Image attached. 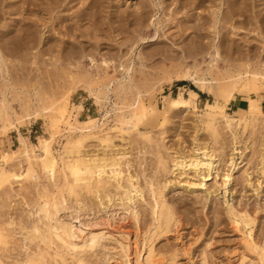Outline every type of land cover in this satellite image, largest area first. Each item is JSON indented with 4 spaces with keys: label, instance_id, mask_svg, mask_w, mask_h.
<instances>
[{
    "label": "rangeland",
    "instance_id": "1",
    "mask_svg": "<svg viewBox=\"0 0 264 264\" xmlns=\"http://www.w3.org/2000/svg\"><path fill=\"white\" fill-rule=\"evenodd\" d=\"M34 1L38 2L37 6L43 8L52 5L51 14L46 13L47 16L39 11L30 14V10L23 14L21 12L20 14L5 13V11L0 14V40L3 39V32H6L8 25H12L14 29L15 27L20 28V23L32 25L34 29L36 27V30H39L38 39L41 37L42 41L47 42V35L53 38L45 45L42 42L30 49H17L13 55L6 51L12 60L6 65V72L0 70V153L20 148L21 153L19 152L20 154L9 159L2 166L10 174L24 172L26 163L22 161V158L26 151H29L33 146L36 154L39 153V138H50L51 134L57 131L58 134H55L52 147L58 159V170L55 182H51L42 174L41 168L36 164L39 178L6 183L5 186L8 188L5 187L4 191L3 188L2 191L0 190V223L5 222L9 215H12L16 221L21 219L27 221L26 211L28 208L23 204V198L34 199L38 194L36 192L49 189L56 191L57 186L55 187L53 183L62 184L63 162L61 157L64 144L68 137L80 133L67 129L69 122L77 124L76 117L79 120H88L89 116L95 118L97 126L92 129L93 132L105 134L108 128L116 123V118L124 111L136 107L138 101L147 106L156 105L163 110L166 105V96L177 97L181 89H184L188 96V91L194 89L199 93L196 100L197 108L191 107L187 111L183 107L181 110H171L167 114L153 117L154 121L149 122L150 124H140L139 129L150 131L157 140L165 138L164 142L172 153L187 155L195 152L198 156L203 157L204 149H199L197 140L202 145L210 140L206 137L207 133L201 134L200 115L205 109L206 101L209 100L211 103L218 101L225 106L224 111L229 115H234V111L238 107L241 106L245 109L249 105L248 99L243 97L248 93L239 92L241 78L237 75V67L244 64L247 59H250L248 63L252 69H257L259 64L264 63V0L257 1L256 6L258 5L259 9L256 12L250 8L249 15L241 24L242 26H239L242 29L236 35L231 33L226 35L238 45L242 53L241 56L226 57L225 63H219L216 67L211 64L209 56L204 58L200 56L198 60L189 61L194 75L206 77L207 80L213 82L214 94L207 93L208 90H201L192 81H178L177 75L181 69L173 67V64H177L178 61L170 62L165 59L170 54L179 52L181 55L182 48H185L186 43L192 39L195 40L194 31L190 27L186 30L187 26L191 24L187 20L190 14L186 9L176 15L178 19L171 18L168 13H162L161 20L167 26L161 32L158 44L151 41L155 35L157 24L151 25L149 28H139L132 21L134 15L142 14L136 12L137 7L142 2L147 4L149 0H63L61 5L60 3L52 4L47 0ZM193 1L198 3V0ZM228 1L230 0H208L205 4H199L196 10L190 11L195 15V18L192 19L197 24L205 23L204 33L208 32L210 36H216L212 33L211 28L212 11L223 6L222 11L225 12ZM252 2L249 1L251 7ZM261 3L262 6H260ZM30 7L33 8V4ZM6 9L7 7L4 10ZM200 17H202L201 20ZM157 18L158 15L155 17V23H157ZM21 19L22 22H20ZM145 23L146 25L150 24V20L147 19ZM186 23L189 24L186 26ZM210 36L208 37L210 38ZM138 37H145L148 42L140 43L135 47ZM133 49H135L136 55L131 56L130 53ZM139 52L145 57L143 61L137 57ZM90 57L94 58V63ZM105 57L116 61V63H112L109 68L104 66ZM121 63L126 66L131 65L130 75L121 70L119 67ZM114 68L116 69L114 70ZM227 68H230L231 72L228 73ZM242 69L244 72L248 68L244 66ZM107 84H111L108 96L102 90ZM230 94L235 95V99L229 103L227 96ZM249 97L259 100L261 110L264 111V98L260 100L256 94H250ZM222 120L223 118L219 116L218 126L223 134L220 146L224 148L222 149L223 154L222 151L218 153L220 158L216 159L210 179L206 181L210 189L214 187L217 189L214 188L213 195L208 194V189L198 190V195L193 191L194 188H174V182L181 181L178 174H169L166 178L163 177V181L170 184L167 190L168 198L173 199L179 206L181 223L179 229H174L175 232L170 234V240L168 242L163 240L162 244L178 247V264H201L202 254L205 250L208 253L207 264H241L239 260L242 261L244 249L247 250L241 231L244 229V225L240 226V230H236L228 212L230 206L236 207V210L240 209L238 210L240 213H245L247 210V213L254 215L253 219L256 220V223L247 227L246 231L253 228L255 241L259 240L260 244L261 241H264V175L260 172L258 164V155L263 149L259 143L264 139V120L252 124L251 127H253L248 128L250 130H246L247 133L243 132L241 128L236 130L238 143L235 151L231 146V130ZM56 122L57 125L54 124ZM162 130H165V135H160ZM112 134L115 141L108 149L115 152L125 149L126 157L123 161L130 160L129 166H123L126 170L125 173L138 175V179L134 180L140 185V191H134V194L139 197L135 195L133 205L140 213L148 214L150 212V206L148 207L150 204H148V200H151L149 199L150 194L147 193L148 190H142L141 187H145L146 177H150L152 172V162L155 159L154 148L147 147L145 149L146 143L136 133L131 135L129 142L121 139L120 133L117 131H113ZM22 139L25 140L24 143ZM85 147L87 150H101L102 145L92 139L87 141ZM230 157H233L235 164V176L225 189L220 187V184L223 174L231 167ZM248 177L250 181L247 183L245 179ZM241 181L245 183H238ZM213 185L214 187H212ZM68 203L69 201L66 204ZM119 209V207H112L108 209L107 213L108 215L117 213ZM120 211L108 224H112L116 228L122 226L124 228L122 230H125L128 225L127 229L129 228L128 230L132 233L133 244L136 236L138 238L137 234L143 235L145 232L142 231L147 230L150 214L149 218L147 214H141L143 219L140 217L141 221L136 223L134 220L130 221L131 217L127 218L129 215H126L125 218L123 211ZM71 213L70 209H63L60 211V216L67 219L70 218ZM99 213L97 214L99 215ZM100 214L105 217V213L101 212ZM91 216L93 217V215ZM256 216L257 219H255ZM76 225L80 226L79 221L76 222ZM96 229H100V226H96ZM177 232L180 233V238L176 237ZM114 234L118 236L116 231ZM15 236L19 243L18 237L20 236ZM21 243L19 244L22 246L14 244L21 248L14 246L19 250L11 252L10 256L22 257L25 248H22L24 245L23 242ZM241 249L243 250L241 251ZM239 250L241 252H238ZM90 253L84 255L92 264H123V262L114 259L104 261L100 256H93Z\"/></svg>",
    "mask_w": 264,
    "mask_h": 264
},
{
    "label": "bare ground",
    "instance_id": "2",
    "mask_svg": "<svg viewBox=\"0 0 264 264\" xmlns=\"http://www.w3.org/2000/svg\"><path fill=\"white\" fill-rule=\"evenodd\" d=\"M4 1L5 3L3 4ZM4 1L0 0V14L4 11L5 13L9 12L11 14H20V12L23 14L30 10V14L36 11V13H38L39 11L47 15L51 14V7H53L52 5L46 8L37 6L38 2L34 0ZM47 1L56 5L60 3L61 5L63 0ZM207 1L208 0H198V3L196 1L195 3L193 0H149L147 4L146 2H142V4L137 7L136 12H141L142 14L138 16L134 15L132 21H134L139 28H149L151 25L157 24L155 35L151 41H155L159 44L161 32H163L162 30L167 26V24L161 20L162 13H168L171 15V18L178 19L176 15L180 14L183 9H186L190 14L187 20L191 23L188 26L187 24L189 23H186V30L190 27L194 31L195 40L192 39L186 43L185 48H182L181 55H179L178 52L176 54L167 55L165 59L170 62L178 61L176 62L177 64H173L174 68L177 67L181 69L180 73L177 75L178 81H192L197 84L201 90H208L206 91L207 93L214 94L212 90L213 82L207 80L206 77L194 75L192 67L189 66V61L198 60L200 56L202 58L209 56L211 58V64L216 67L219 63H225L226 57H232L233 55H237L238 57L241 56L242 53L238 45L233 39H229L230 37L226 35L230 33L236 35V33L242 29L239 28V26H242L241 24H243L249 15L250 8L253 9V12H256L259 7L257 8L258 5L256 6L258 0H230L227 3V10L225 12L222 11V9H224L222 8L223 6L214 9L212 11L211 28L212 33L216 36L212 37L208 32L204 33V30H206L204 29L205 23H195L194 19H192L195 18V15L190 13L191 10H196L199 4H205ZM249 1H253L252 7ZM32 4L33 8L30 7ZM260 6H262V3ZM6 7L7 9L4 10ZM157 15V23H155V17ZM147 19L150 20V24L148 25L145 23ZM201 19L202 17H200V20ZM184 20L186 19L184 18ZM22 21L21 19L20 22ZM171 26L173 27V25ZM15 28L13 29L12 25H8L6 28L7 30H5L6 32H3V39L0 40V70L2 72H6V65L12 60L6 54V51L13 55L17 49H30L42 42L45 45L53 39L52 36L47 35V42H45L42 41L43 38H41L40 35V41L37 36L39 30L37 31L36 27L34 29L32 25L29 26L26 23L24 25L20 23V28ZM196 31L200 33L197 34ZM208 36H210V38ZM136 40L135 47L140 43L144 44L148 42L145 37H138ZM130 54L131 56L136 55L135 49H133ZM137 57L139 60L141 59V61L145 58L141 52L138 53ZM90 60L93 63L95 62L92 57H90ZM248 60L250 59H247L244 64L237 67V75L241 78V80H239L241 85L239 92L248 93L247 96H243L245 99H248L249 102V105L245 109L240 106L234 111V115H229L224 111L225 106L218 101L215 103H211L209 100L206 101L205 109L200 115V123L202 126L201 134H203V132L207 133L208 136L206 137H208V139L210 138V140L206 143L203 142L205 144L202 145V143H199L195 138L199 145V149H204L203 157L198 156L195 152L187 155L177 152L172 153L168 150L164 142L165 138L157 140L150 131H141V129H139L140 124L154 121L152 119L153 117L167 114L171 112V110H181L183 107L187 111L191 107L197 108L196 100L199 93L194 89L188 91V96L185 94L184 89H181L177 97H171L170 95L166 96V105L163 110L156 105L147 106L138 101L136 107L124 111L123 114L117 117L116 123L108 128L105 134L93 132L92 129L97 126V120L91 116H89L88 120H79L76 117L75 121L77 124L75 125L69 122V128L67 127V129L73 132L79 131L80 133L68 137L64 144L63 156L61 157L63 162V182L61 185L53 183L55 187L57 186L56 191L47 189L49 192L46 190L40 192L37 190L38 192L36 193L38 194L34 199L32 198L29 200L23 198V204L28 208L26 211L27 221L23 219L16 221L12 215H9L5 222L0 223V264H92L87 260L86 255H84L88 252H91L90 254L93 256H100L104 261L114 259L123 262V264H132L133 262L136 264H178V247L175 248L174 246L162 244L163 240L166 242L170 240V234L175 232L174 229H179L181 223V216L178 211L179 206L173 199L168 198L167 190L170 184L167 183L166 180V182H164L163 177L166 178L169 174H178L177 176L180 177L181 181H175L173 184L174 188L180 187L184 189L190 187L191 189L194 188L193 191L195 193H198L200 189H208V194L210 196L215 193L216 188L214 185L212 187L215 189L212 187V189H210L206 181L210 179L214 163H216V159L220 156L218 153L222 151L221 153L223 154L222 149L224 148L220 146L223 134L222 131H220L221 128L218 126L219 116L223 118L225 124L231 130V146L233 150L236 149L235 147L238 143L236 136V130L238 128H241L243 132L247 133L246 130H248L252 124L264 120V111L261 110L259 100L249 97L250 94H256L259 96L260 100L264 98V63L262 62L263 64H259L257 69H252ZM112 63H116V61L114 62L107 57L103 60L104 66L108 68ZM244 66L248 69H245L246 71L243 72L242 68ZM119 67L127 74H131V65L126 66L124 63H121ZM115 69L116 68H114V70ZM226 70L228 73L231 72L230 68ZM118 73L120 74V72ZM109 79L111 78L109 77ZM110 87L111 84H107L102 88L106 96L109 95L111 90ZM120 87H122V84H120ZM227 98L229 102L235 99V95L230 94ZM54 124L57 125L58 123L56 122ZM113 131L119 132V137L128 140L127 142L131 139V135L136 133L146 143L145 149L147 147L154 148L153 153L155 159L154 162H152V172L150 177H146L145 187H141L142 190H148L147 193L149 192L148 194H150L149 199L151 200H148V204L150 203L148 205V207L150 206V212L148 214L145 213L148 218L150 216V222L147 230L142 231L145 232L143 235H140L141 233L137 231L140 234H137L138 238L136 236V240L133 244L131 240L132 233L128 230L129 228L127 229L128 225H124L126 228L122 230L124 229L122 226L116 228L112 224H108V222L114 220V215L120 210L123 211L125 218L126 215H129L127 218L130 219L129 217H131L132 219L130 221L134 220L136 223L140 222V217L145 215L140 213L137 207L133 205L134 198H136L135 195H137L134 194V191H140V185L135 181V178L138 177L137 174L125 173L126 170H124L123 166L130 165V160L127 159L123 161L126 157L125 149L121 152L108 149L115 141L114 135L112 134ZM55 134H58L57 131H54L50 138H39V153L36 154L35 147L33 146L29 150L30 152L26 151V154L22 158V161L26 163L24 172L10 174L2 166V164L9 159L20 154V148L12 149L10 152L0 153L1 191L2 188L4 191L6 183L8 184L11 181L17 183L22 179L39 178L40 175L37 171L36 164L39 165L42 174H44L49 181L55 182L58 170V159L52 147L56 136ZM160 135H165V130H162ZM92 139H95L98 144L102 145L101 150L86 149L85 146L87 141ZM261 139L260 137V140ZM22 142L24 143L25 140L22 139ZM260 142L259 146H263V149L260 150V153L258 152L259 155L257 154L259 157L258 164L260 165V172L264 175V139ZM84 148L85 150H83ZM231 154L233 155V153ZM230 161L231 167L223 174V180L220 184V187H224L225 189L228 184L234 180L235 176L233 157ZM249 177L245 179L247 183L250 181L248 180L250 179ZM243 179L242 181H244ZM242 181L238 183H245ZM216 184L219 185V183ZM8 186L11 187V185ZM194 195L196 196V194ZM9 197L12 198L11 195H9ZM68 201L70 203H68L69 205L66 204ZM88 201L92 202L94 206ZM112 207H119L120 209L117 210V213L108 215V209ZM63 209H70L72 211L70 218H61L60 211ZM228 210L236 230H240V226L242 224L244 225V229H241V231L247 250L245 251L244 249L241 257L242 261L239 259L237 260H239L241 264H247L248 262V264H264V241H261V244L259 240L258 242L255 241L256 239L253 237V228L248 232L246 231L247 227L256 223V220L254 221L253 219L254 215L247 213V210H244L245 213H240L238 211L240 209L236 210V207L234 208L231 206ZM99 212L105 213V217H102ZM97 213H99V215ZM123 213L121 214L123 215ZM91 215H93V217ZM141 219H143V217ZM255 219H257V216ZM77 221H79L80 226L76 225ZM145 225H143V227H146ZM96 226H100V229H96ZM17 227L18 230H16ZM138 227L137 228L140 229V226ZM178 229L177 231H179ZM114 231L118 233V236L114 234ZM176 234V237L180 238V233L177 232ZM15 235H17V237L20 236L18 237V239H20L19 243L23 242L24 246L22 248H25V253L21 258L10 256L11 252L19 250L21 248L19 246H22L18 243ZM14 244H18L19 246H15ZM242 250L243 249H241V251ZM241 251L239 250L238 252ZM132 255H134L133 258ZM207 262L208 253L205 250L202 254L201 264H207Z\"/></svg>",
    "mask_w": 264,
    "mask_h": 264
}]
</instances>
